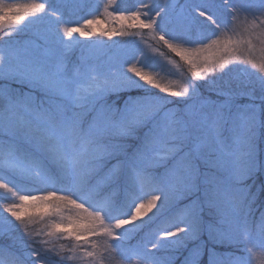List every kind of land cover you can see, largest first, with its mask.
<instances>
[{
  "label": "trees",
  "instance_id": "obj_1",
  "mask_svg": "<svg viewBox=\"0 0 264 264\" xmlns=\"http://www.w3.org/2000/svg\"><path fill=\"white\" fill-rule=\"evenodd\" d=\"M166 29L178 34L169 23ZM149 42L185 69L196 93L176 96L164 102L160 112L130 125L124 122L133 99L138 102L155 92L140 86L117 93L95 92L80 106L68 104L58 113L53 96L38 92L34 102H28L25 96L31 91L25 85L0 80V85L10 87L13 110L47 127L63 153L57 158V153L44 152L32 141L12 135L0 114V207L26 197L57 208L46 218L36 208L0 215V264L264 260V174L256 171L242 182L221 176L216 164L227 159L228 139L219 140L223 148L217 157L214 153L205 157L200 140L208 130L203 117L215 116L218 123L226 106L234 110L262 104L263 109L264 98L212 90L173 52L155 40ZM3 100L0 95V107ZM167 114L178 119L182 129L171 142L162 138ZM169 145L177 146L175 151L162 156L168 154ZM9 161L18 162L25 172L7 170ZM218 197L226 205L237 203L250 226L239 231L235 224L229 226L231 218L227 221ZM189 229L192 235L184 233Z\"/></svg>",
  "mask_w": 264,
  "mask_h": 264
},
{
  "label": "rangeland",
  "instance_id": "obj_2",
  "mask_svg": "<svg viewBox=\"0 0 264 264\" xmlns=\"http://www.w3.org/2000/svg\"><path fill=\"white\" fill-rule=\"evenodd\" d=\"M166 23L172 31L181 27L174 31L178 34L170 33ZM147 38L178 56L206 87L264 98V0H0V80L25 85L31 91L25 96L28 102H34L38 92L53 96L58 113L68 104L80 106L95 92L145 87L154 95L138 102L133 99L134 107L124 122L137 123L160 112L164 102L196 93L185 69ZM9 88L0 85L4 98L0 114L7 119L8 131L62 158L47 127L13 110ZM222 113L218 123L215 116L203 117L208 129L203 138L208 144L200 139L202 154L219 156L223 148L219 140L226 138L227 159L216 164L221 176L242 182L256 171L264 174L262 104L234 110L226 106ZM166 120L162 138L177 140L182 131L179 120L169 114ZM176 147L169 145L168 154L162 156ZM5 167L25 172L15 161ZM219 200L227 221L231 218L229 226L235 224L238 231L250 226L237 203ZM8 206L0 207V215L36 208L46 218L57 209L48 201L26 197H16ZM189 230L184 233L192 235ZM250 259V264H264Z\"/></svg>",
  "mask_w": 264,
  "mask_h": 264
}]
</instances>
